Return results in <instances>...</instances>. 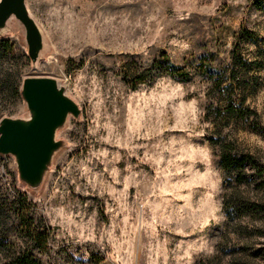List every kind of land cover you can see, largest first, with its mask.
<instances>
[{"label": "rangeland", "instance_id": "374dc122", "mask_svg": "<svg viewBox=\"0 0 264 264\" xmlns=\"http://www.w3.org/2000/svg\"><path fill=\"white\" fill-rule=\"evenodd\" d=\"M260 3L25 0L43 45L0 28V123L29 76L78 111L38 180L0 152V264H264Z\"/></svg>", "mask_w": 264, "mask_h": 264}, {"label": "water", "instance_id": "95a60500", "mask_svg": "<svg viewBox=\"0 0 264 264\" xmlns=\"http://www.w3.org/2000/svg\"><path fill=\"white\" fill-rule=\"evenodd\" d=\"M14 15L25 26L28 53L32 61L42 48V36L29 16L25 0H0V28ZM22 95L32 111L29 121L3 118L0 123V152L17 158L21 177L38 180L57 143L54 131L67 113H77V105L58 88L56 81L46 76H29L23 80Z\"/></svg>", "mask_w": 264, "mask_h": 264}, {"label": "trees", "instance_id": "16d2710c", "mask_svg": "<svg viewBox=\"0 0 264 264\" xmlns=\"http://www.w3.org/2000/svg\"><path fill=\"white\" fill-rule=\"evenodd\" d=\"M261 5H264V0H261V3H260ZM230 158H231V155H230ZM244 160V158H236V160L234 159H232L231 158V160H229V161H231V162H233V161H236V163L239 165L240 164V162H242ZM241 165V164H240Z\"/></svg>", "mask_w": 264, "mask_h": 264}]
</instances>
